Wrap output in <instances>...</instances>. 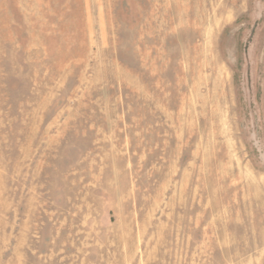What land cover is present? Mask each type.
<instances>
[{
  "label": "rangeland",
  "instance_id": "1",
  "mask_svg": "<svg viewBox=\"0 0 264 264\" xmlns=\"http://www.w3.org/2000/svg\"><path fill=\"white\" fill-rule=\"evenodd\" d=\"M0 264H264V0H0Z\"/></svg>",
  "mask_w": 264,
  "mask_h": 264
}]
</instances>
